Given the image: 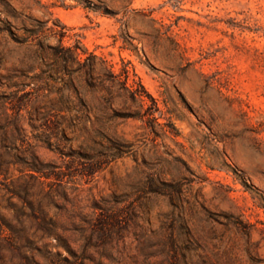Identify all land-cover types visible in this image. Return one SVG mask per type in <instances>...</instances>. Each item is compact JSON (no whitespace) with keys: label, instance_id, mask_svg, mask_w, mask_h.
Returning <instances> with one entry per match:
<instances>
[{"label":"rangeland","instance_id":"1","mask_svg":"<svg viewBox=\"0 0 264 264\" xmlns=\"http://www.w3.org/2000/svg\"><path fill=\"white\" fill-rule=\"evenodd\" d=\"M1 160L0 264H264V0H0Z\"/></svg>","mask_w":264,"mask_h":264},{"label":"trees","instance_id":"2","mask_svg":"<svg viewBox=\"0 0 264 264\" xmlns=\"http://www.w3.org/2000/svg\"><path fill=\"white\" fill-rule=\"evenodd\" d=\"M54 47V46H53ZM54 49H56L57 50V52L56 53H58V51L59 52H61V50H58V48L57 47H54ZM65 50H72V49H68V48H66ZM57 55V54H56ZM56 57H58V58H62L63 60H66L67 58H66V56L64 55V54H61V56H56ZM6 164V161H4V160H1V162H0V166H3V165H5ZM32 167H37V165H36V162H33L32 164ZM51 234H48V236H50Z\"/></svg>","mask_w":264,"mask_h":264}]
</instances>
